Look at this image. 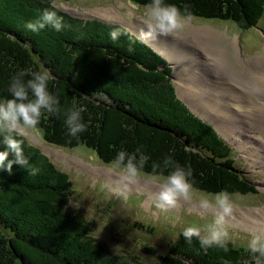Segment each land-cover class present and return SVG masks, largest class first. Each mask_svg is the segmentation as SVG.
<instances>
[{"label":"trees","instance_id":"16d2710c","mask_svg":"<svg viewBox=\"0 0 264 264\" xmlns=\"http://www.w3.org/2000/svg\"><path fill=\"white\" fill-rule=\"evenodd\" d=\"M52 1L70 0H0V99L8 98L6 77L19 69L51 71L54 79L77 71L74 79L68 76L70 88L76 85L79 97L97 109L76 96L80 103L75 105L84 109V120L87 122L90 118L89 126L76 138H55L50 128L65 131V113L73 105L66 100L59 101L57 113L44 114L37 126L42 140L66 148L85 146L107 164L119 150L135 153L139 149L148 158L143 167V173L148 175L153 174L152 161H157L148 149L173 148L172 156L181 167L186 168L185 163L194 161L202 171L217 176L215 181L196 172L197 175L189 178L196 188L230 193L253 187L235 165L233 150L224 138L176 99L170 80L171 68L166 60L128 30L96 18L78 19L60 10L55 12L66 27L59 32L45 26L32 33L23 27L24 22L36 20L42 11H53ZM129 1L139 6L150 2ZM163 2L174 5L183 15L232 20L240 29L253 27L264 9V0ZM112 30L121 33L116 41L108 37ZM108 72L118 84L116 90L108 87L111 84ZM142 101L145 107H139ZM159 106L171 112L169 119L159 115ZM18 138L22 140L28 165L24 168L13 165L11 175L0 171L1 220L8 219L9 214L18 215V219L9 218L10 222H6L8 229L0 220V264H21L23 252L29 256L33 252L42 253L43 256L35 255V264H143L138 257L112 249L95 235L96 219L90 218L78 205L79 191L73 187L69 174L58 169L25 136ZM159 165L157 172L166 175V169ZM32 167L38 169L35 174L31 173ZM100 200L113 212L117 201L111 197ZM110 217L117 221L114 212ZM118 223L126 230L134 227L149 235L165 230L173 236L162 251L145 249L152 254L155 264H264V259L235 241L229 240L223 247L201 249L196 238L188 243L180 232L176 234L165 224L163 228L137 220L129 224L123 216ZM4 242L9 243L14 255L6 250ZM27 260L32 264L31 258Z\"/></svg>","mask_w":264,"mask_h":264},{"label":"rangeland","instance_id":"374dc122","mask_svg":"<svg viewBox=\"0 0 264 264\" xmlns=\"http://www.w3.org/2000/svg\"><path fill=\"white\" fill-rule=\"evenodd\" d=\"M169 2L171 3V1ZM50 5L54 7L53 11L60 10L70 13L78 19L97 18L103 22L115 24L130 31V33H133L134 30L135 33L137 31L144 35L145 32L143 21L139 15L143 5H135L129 0L52 1ZM184 16L186 15L181 14V19ZM189 16V19L184 20L183 28L172 35H144L151 43H148L145 39L141 40L153 46L165 59L168 56L164 51H169L168 53L172 52L176 55L178 62L175 60L167 62L169 67L172 65L174 67L173 73L171 72L170 74V80L176 99L185 106L189 113L199 116L224 138L233 150L235 165L241 170L242 176L248 179V183L253 186L247 187L248 189L241 192H230L239 193V198L233 199L232 212L224 220V224L230 234L229 240L245 246L247 237L250 234L264 233V227L262 226L264 219V131L262 136L259 135L260 127L264 121V113L259 110L256 112L252 110L251 115L246 112L244 116L238 109H242L240 102L246 110L251 109L250 107L257 105L256 97L261 96L260 94L264 92V82L256 81L249 75H245V80H241L244 70L248 69L247 61L257 56L258 58L256 59L264 57V9L258 22L247 29H240L232 20H223L217 18L218 16L213 19H204L194 15ZM198 29H204L209 32L214 30V32L213 34L207 33L205 39L200 40L199 36L195 35L196 32H194ZM227 41L232 42L237 49L239 59L237 63L229 56L223 58L221 55L220 49L224 48V46L217 44L225 45ZM197 42L199 44L194 45ZM213 50L218 53L220 59H205L206 52L213 53ZM210 57L212 56L210 55ZM228 58L233 65L228 63ZM262 59L264 60V58ZM7 60L12 61L9 58ZM3 63L6 65L7 61ZM84 63V61L81 62V64ZM262 64H264V61L260 66H255L257 73L261 72ZM89 65L97 66L98 64L90 63ZM2 68L5 69V67ZM76 72H68V74H64L57 79H54L51 71L48 72L49 82L51 83L49 84L48 82L51 88H49V91L56 95L59 101L66 100L70 105L80 103L78 98H82L77 94L79 90H77L76 85L72 88L74 91L70 88L72 83L70 78H68L69 76L74 79ZM171 75H174V77ZM10 76L11 74L6 79L9 80ZM108 78L111 80V84H108V87L116 90L115 87L118 88V84L113 80L114 77L109 72ZM233 82H238L239 89L232 86ZM245 84L249 85L248 89L245 88ZM241 93L245 94V98H242ZM236 94L242 97L237 98ZM85 96L87 97V95ZM67 103L64 102V105ZM83 103H87L97 109V107L87 101ZM233 103L236 105H231ZM139 107H145V103L142 101ZM157 112L165 119H169L171 115V112L169 113L162 106L158 107ZM107 116L113 119L112 115L108 114ZM81 117L86 127H88L90 123L88 119L90 118L88 117L86 122L84 120L86 118L84 112L81 113ZM116 120L121 122L120 119L116 118ZM48 126L50 128L49 124ZM121 126L123 127V125ZM124 129L127 130L128 126H125ZM50 130L49 132L55 138L69 137L66 134V130L64 131L61 128H50ZM25 138L32 145L39 147L42 153L53 161L58 169L69 174L73 181V187L79 191V196L78 194L76 195L78 197V205H81L86 210L90 218L96 219L95 235L105 240L112 249L138 257L137 260L143 264H155L152 254L145 250L147 247L162 251V247L173 236H170L165 230H158L154 235H149L140 229H138L140 231H137L134 227L126 230L118 223L122 216L128 220L129 224H132L134 220L149 222L153 226L156 224L161 228L165 224L177 234L189 225L203 226L211 223L218 213V209L215 207L202 209L198 202L200 193L215 192L204 191L193 186L195 191L192 193L191 199L179 200L176 207L172 209H157L155 207V193L158 188L156 183L149 180L150 175L144 173L134 183L125 186L120 180L119 173L110 167V163L102 162L93 150L85 146L66 148L52 145L42 140L37 130L25 135ZM148 151L152 152V157L157 160L156 162L152 161L155 164L161 163L165 155L171 154L173 161L176 158L172 156L175 152L173 148L169 150L168 147H161L153 151L150 147ZM185 165L186 168L191 169L192 176L198 173L206 179L216 181L217 176H213L210 171H202L201 167L196 165L194 161L189 164L185 163ZM166 171L169 172L171 169H166ZM112 189L123 191L127 198L117 197L111 191ZM109 193L110 196H108ZM110 197L117 201L114 209H112L117 216V221L114 217H110L113 212L106 206L107 203H103L100 200L110 199ZM71 203L73 204L74 200ZM249 212L254 214L252 218L257 217L247 220ZM241 217L244 223L243 221L241 222ZM9 218L18 219V215L9 214L8 219L3 217L2 220L0 217L5 227L6 222H10ZM6 228L8 229V227ZM5 246L6 250L8 249L9 252L13 253L9 243H5ZM24 247L32 249L28 246ZM37 254L43 256L39 252H33V256L23 252L21 264H31L28 262V258L32 259V264H35L34 257Z\"/></svg>","mask_w":264,"mask_h":264},{"label":"clouds","instance_id":"9594fccd","mask_svg":"<svg viewBox=\"0 0 264 264\" xmlns=\"http://www.w3.org/2000/svg\"><path fill=\"white\" fill-rule=\"evenodd\" d=\"M139 15L143 21L145 32L148 36H168L181 30L184 20L181 19L178 9L172 4H165L163 0H150L142 6ZM50 27L54 31H61L66 25L55 11L44 10L34 21L24 22L23 27L36 33L39 30ZM121 33L112 30L108 37L116 41ZM49 74L45 70L19 69L8 80L6 91L8 98L0 99V171L12 174V166L24 168L28 160L23 154L22 140L18 137L31 134L37 129L44 114L54 115L59 108V100L49 91ZM82 107L73 104L65 113L64 126L69 137L76 138L86 130V124L82 121ZM139 149L135 153L119 150L110 162V167L117 171L120 180L126 186L134 183L142 175L145 161L147 160ZM159 167L171 168L167 175L157 172L158 165L153 163L152 175L149 180L157 184L155 193V207L166 210L176 207L181 199H191L195 191L190 182L191 169L181 167L173 161L170 155H165ZM38 171L31 168V173ZM114 195L126 199V195L119 189H112ZM239 198V193H229L220 190L215 193H200L199 205L202 209L215 207L218 209L216 217L211 223L198 226L189 225L182 229L180 235L188 243L196 238L201 249L212 246L223 247L230 239V234L224 224L225 217L229 216L233 209V199ZM203 233V234H202ZM247 250L264 259V233H253L247 237Z\"/></svg>","mask_w":264,"mask_h":264},{"label":"bare ground","instance_id":"6f19581e","mask_svg":"<svg viewBox=\"0 0 264 264\" xmlns=\"http://www.w3.org/2000/svg\"><path fill=\"white\" fill-rule=\"evenodd\" d=\"M124 1V0H123ZM194 32H196L195 33V35H198L199 37V39L201 40H204L205 39V37H206V35H207V33H209V34H213V32H214V30H212L211 32H209V31H207V30H201V29H198V30H196V31H194ZM133 35H135V37H139V39H145V41H147L148 43H151V41L147 38V37H145L144 35H142L141 33H139V32H137L136 31V33L134 32V30H133ZM216 33H217V31H216ZM219 35H220V31H219ZM196 37V36H195ZM218 39V38H217ZM215 41V40H214ZM211 42V41H210ZM146 43V42H145ZM147 43V44H148ZM154 43V42H153ZM197 44H199L198 42L197 43H194V45H197ZM150 45V44H149ZM213 45V44H212ZM212 45H210V46H212ZM217 45H220V46H224V48H222V49H220V52H221V55H222V57L223 58H227L228 56L235 62V63H237V61H239V59H238V55H237V49H236V47H235V45L232 43V42H230V41H227L226 43H225V45H223V44H221V43H219V44H217ZM158 47V46H157ZM209 47V46H208ZM217 47V46H216ZM197 49V48H196ZM169 51H164V53L170 58V60L172 61V60H175V61H177L178 62V60H177V57H176V55L175 54H173L172 52H170V53H168ZM207 54L205 55V59H209V58H214V59H216V60H219L220 59V57L218 56V53L217 52H215L214 50H213V53H208V52H206ZM212 56V57H210V55ZM256 58H258V56L257 57H255V58H253L252 60H248L247 61V67H248V69H246V70H244V72H243V76H241V80H245V78H244V76L245 75H249L251 78H253L254 80H256V81H260V82H264V68H263V66H264V64H262V68H261V72L260 73H257L255 70V66H260V64L261 63H263V59L262 58H264V57H260L259 59H256ZM221 61V60H220ZM227 61H228V63H230L229 62V58L227 59ZM222 62V61H221ZM231 64V63H230ZM231 65H233V64H231ZM257 68V67H256ZM233 69V68H232ZM246 73V74H245ZM247 81V80H246ZM238 83V82H237ZM237 83H235V82H233L232 83V86H234L236 89H239L238 88V84ZM247 84V83H246ZM245 84V85H246ZM250 84V83H249ZM249 86V85H248ZM248 86L246 85V87L245 88H247L248 89ZM250 86H251V84H250ZM242 94V93H241ZM263 98H264V92L262 93V94H260ZM243 96V97H242ZM242 96H239V94H236V97L238 98H245V94H242ZM261 96H258V97H256V100L258 101L257 102V105H255V106H253V107H256V108H253V107H250L251 109H248V110H246V108H244L242 105V103L240 102V106L242 107V109H238L237 107V109L238 110H240L241 112H242V114L245 116L246 115V112L247 113H249L250 115H251V112H252V110L254 111V112H256L257 110H259V111H261V112H263L264 113V99L261 97ZM257 98H260V99H257ZM231 105H236V104H231ZM213 110V109H212ZM257 122V121H256ZM215 125H216V123H215ZM253 126V125H252ZM216 127L218 128V126L216 125ZM251 127V126H250ZM219 129V128H218ZM263 131H264V121H263V123H262V125H261V127H260V131H259V135L260 136H262L263 135ZM42 152V151H41ZM44 154V153H43ZM254 214H251L250 212L248 213V216H247V220H249V219H255L257 216H255V218H252V216H253ZM243 220H242V217H241V222H242ZM243 223H244V221H243ZM261 225V224H260ZM262 226L264 227V219H263V221H262Z\"/></svg>","mask_w":264,"mask_h":264}]
</instances>
